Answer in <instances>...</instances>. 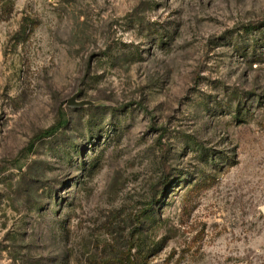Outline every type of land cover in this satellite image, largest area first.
Wrapping results in <instances>:
<instances>
[{"label":"rangeland","instance_id":"rangeland-1","mask_svg":"<svg viewBox=\"0 0 264 264\" xmlns=\"http://www.w3.org/2000/svg\"><path fill=\"white\" fill-rule=\"evenodd\" d=\"M263 209L264 0H0V264H264Z\"/></svg>","mask_w":264,"mask_h":264},{"label":"trees","instance_id":"trees-1","mask_svg":"<svg viewBox=\"0 0 264 264\" xmlns=\"http://www.w3.org/2000/svg\"><path fill=\"white\" fill-rule=\"evenodd\" d=\"M62 126H63V123L60 122L57 126H53L52 128H49V129L42 131L41 133L37 134L34 137L33 142H31V144L34 143L38 139H44V138H48V137L52 136Z\"/></svg>","mask_w":264,"mask_h":264},{"label":"water","instance_id":"water-1","mask_svg":"<svg viewBox=\"0 0 264 264\" xmlns=\"http://www.w3.org/2000/svg\"><path fill=\"white\" fill-rule=\"evenodd\" d=\"M71 102H73V100ZM263 211H264V209H263Z\"/></svg>","mask_w":264,"mask_h":264}]
</instances>
